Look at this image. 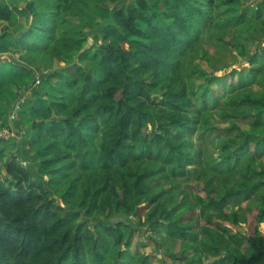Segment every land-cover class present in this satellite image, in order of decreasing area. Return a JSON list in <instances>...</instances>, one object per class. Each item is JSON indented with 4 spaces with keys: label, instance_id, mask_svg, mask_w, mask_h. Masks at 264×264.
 <instances>
[{
    "label": "trees",
    "instance_id": "obj_1",
    "mask_svg": "<svg viewBox=\"0 0 264 264\" xmlns=\"http://www.w3.org/2000/svg\"><path fill=\"white\" fill-rule=\"evenodd\" d=\"M22 1L29 0H0L2 41L67 65L94 26L93 12L108 9L106 0H32L25 7ZM172 1L136 0L112 12L89 50L97 75L79 65L44 76L47 84L52 76L58 82L45 102L43 89L23 90L38 101L29 112L38 173L13 157L0 179V264H151L149 256L130 252L134 233L126 232V221H113L120 215L145 217L149 232L187 244L190 264H205L210 248L196 227L225 244L231 264H264V164L256 158L264 155V142L249 150L252 141L236 123L231 131L238 134L222 143L198 134L203 113L225 99L211 88L222 81L233 90L225 92L223 109L260 107L255 124L263 126L264 95L240 88L247 77L264 91V52H253L264 32L236 29L247 20L239 8L247 0ZM263 15L258 6L254 16ZM22 20L21 36L8 31ZM234 51L248 59L238 77L201 72L200 60L219 55L220 62ZM14 63L11 78L38 76L28 64ZM5 76L0 72V91ZM190 185L206 196L200 211L188 200ZM229 206L234 209L224 213ZM245 225L249 234H232V227ZM245 243L250 255L241 251Z\"/></svg>",
    "mask_w": 264,
    "mask_h": 264
},
{
    "label": "rangeland",
    "instance_id": "obj_2",
    "mask_svg": "<svg viewBox=\"0 0 264 264\" xmlns=\"http://www.w3.org/2000/svg\"><path fill=\"white\" fill-rule=\"evenodd\" d=\"M32 1V0H29ZM26 1V3H21V6H24L29 2ZM108 9L102 12H99L96 14V12H93L94 19V26L91 31H87V35L83 36L81 44L78 46V54L73 59V63L70 65H67L66 63H59L58 61L54 60V57L51 56H41L38 54H30L27 51L23 50L22 47H11L7 40L2 41V36L4 34L5 27H2L0 30V59H2V64H0V69L2 71L1 74L8 75L4 77L5 80V90L0 91V140L5 139L11 134H14L17 130V119H18V110L16 109L18 106L21 108L22 101L25 100L27 97V92L23 93V90L29 86L31 90L33 89H43L47 93V96L43 99V101L49 100V95L55 90L51 91L53 88L56 87L58 84L57 80L52 76L47 84V81L43 80L44 76L48 74L55 73L56 71H61L63 69L70 70L73 69L76 66H84L89 73L92 75H97V57L93 52H90L91 48L95 45L97 36L99 33L109 24H111V15L112 12L120 10L123 7L131 8L134 4H136V0H106ZM173 1L170 0V4H172ZM258 6H262L264 8V1L263 0H247L246 2H243L240 4L241 12L246 13L247 12V20L243 25L238 26L236 29H238L240 32H246L248 28H255L258 29L260 32H264V15L262 16L261 20H257L254 16V10L258 8ZM71 23L74 25H77L79 22L77 19L71 18ZM27 25L24 20L19 22V25L16 29H8L9 32H12V34H15V36H21ZM230 38V37H228ZM258 50H262L264 52V39L257 42V44L254 47L253 52L257 53ZM219 55L211 58V61L207 60H200L199 61V68L201 72L206 77L216 76V77H228L231 76L233 79L238 77L241 72L246 70L247 68V58L243 57L239 52L234 51L232 53H229L224 57V59H221V61H218ZM27 62L25 59H28ZM14 61H20L22 63H26L32 68H34L35 72L38 73V76L40 78L34 77L32 80L30 78L25 79H15L11 78L13 77L16 69V66L14 65ZM15 66V67H14ZM217 66V67H213ZM7 68V69H6ZM215 68H219L221 71L217 72L215 71ZM5 70H8V72H3ZM41 71V73H40ZM246 75V71L244 73ZM43 76V77H42ZM244 80H246L243 88H240L242 92L245 94H251L255 95L256 97H260L264 95V91L256 84H253L250 82V80L246 77ZM205 84V81H200L197 83V85H203ZM227 82H219L217 84H214L211 86L212 90L214 92H221L225 99L219 100V106L210 109L203 113V116L200 119L199 122V129L198 134L203 137L209 136L212 138H218L220 139L221 143L227 137L229 136H236V131L232 132L231 127L233 123H236L241 126L242 131L245 132L244 138L251 140L252 143L249 146V150L251 148L256 149L255 143L257 142H264V121L260 120L262 127L259 124V121L257 124L256 122V115L257 112L261 110L260 107H257L256 109H252L251 107H241L236 110L237 112H233L231 108L223 109L225 107V101L228 99L229 94H226L225 92L229 89L232 90V87L228 88L226 87ZM34 86V87H33ZM51 91V93H50ZM233 91V90H232ZM55 93V91H54ZM29 94V92H28ZM49 94V95H48ZM56 95V93L54 94ZM162 101V100H158ZM24 102V101H23ZM235 110V109H234ZM264 110V109H263ZM226 112H229L232 116L235 118H231V121H228L226 118ZM48 120V119H47ZM15 122V123H13ZM12 125V128L10 127ZM8 126V127H6ZM17 126V128H16ZM197 137V136H196ZM195 137V138H196ZM218 143L217 140L214 141V144L216 145ZM218 149H216L217 155H220L218 153ZM264 152V151H263ZM216 155V156H217ZM261 154H258L256 156L258 161H261V164H264V155L260 156ZM38 160V156L36 157ZM26 163V169L29 167ZM38 164L35 162V166ZM38 167V166H37ZM40 173V172H39ZM4 172L2 171V167L0 166V179L4 178L3 176ZM5 175V174H4ZM32 180H35L31 176ZM195 186V185H192ZM188 187V191L186 194H188V200L195 202L198 206V210L200 211L202 208V205L204 202H206V196L202 191H199L197 189H192L191 187ZM159 188V187H158ZM191 190L193 194L189 191ZM157 185H152L149 187V192L151 194L157 193ZM56 198H58L60 195L59 193L55 192ZM182 196H180V200ZM249 198V196L247 197ZM262 205H264V199H261ZM144 203V202H143ZM142 203V204H143ZM143 207H146L147 204L144 203L142 205ZM234 208L232 206H229L226 210H224V213H229ZM103 217H99V219L102 220ZM124 220L127 222L128 226L126 227V232L128 233H134V239H133V246L130 249L131 253L134 254H144L146 256H149L151 264H190L191 263V250L190 247L187 244H183L180 241H178L176 244H173L170 241H165V234L164 233H152L149 232L148 228H145L143 223L145 222V217L142 219H139L138 217H128L125 215L117 216L113 219V221H119ZM199 235H202L205 240V242L210 247L208 250V253L205 257L204 263L205 264H231L232 263V257L229 255L230 250L227 249L225 244L220 243L216 244L215 238L212 234L208 232L206 229L202 234L199 231L200 228H195ZM260 231L264 234V223L259 225ZM250 228L245 225L243 227H232L231 231L232 234L235 233H241L244 235L249 234ZM206 237V238H205ZM169 245V246H168ZM169 249V250H168ZM171 250V251H170ZM182 251L178 253V251ZM241 251L245 255L251 254V249L248 243H245L242 247Z\"/></svg>",
    "mask_w": 264,
    "mask_h": 264
},
{
    "label": "crops",
    "instance_id": "obj_3",
    "mask_svg": "<svg viewBox=\"0 0 264 264\" xmlns=\"http://www.w3.org/2000/svg\"><path fill=\"white\" fill-rule=\"evenodd\" d=\"M32 94L27 93V97L22 101V107L18 112L19 116L17 119L18 128L14 130L15 133L9 135L5 139L0 140V166L4 172L3 176H6V166L11 161L13 157L18 158L24 167L26 163L28 168L32 170L34 174L38 173V167L35 166L33 157L31 156L32 150L30 147V140L32 135L30 134V109L38 106V101H33L31 99ZM33 111V110H31Z\"/></svg>",
    "mask_w": 264,
    "mask_h": 264
},
{
    "label": "built area",
    "instance_id": "obj_4",
    "mask_svg": "<svg viewBox=\"0 0 264 264\" xmlns=\"http://www.w3.org/2000/svg\"><path fill=\"white\" fill-rule=\"evenodd\" d=\"M18 111H20V107L18 106L17 108H16Z\"/></svg>",
    "mask_w": 264,
    "mask_h": 264
}]
</instances>
